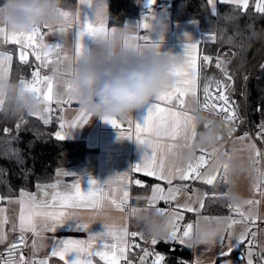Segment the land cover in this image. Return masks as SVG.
Masks as SVG:
<instances>
[{"label": "snow or ice", "instance_id": "1", "mask_svg": "<svg viewBox=\"0 0 264 264\" xmlns=\"http://www.w3.org/2000/svg\"><path fill=\"white\" fill-rule=\"evenodd\" d=\"M81 4H85L88 7L95 9L96 21H99V26H94L93 20L84 19L83 23L79 25L78 31V42H77V56L80 61L89 52L84 41L85 37L91 36L95 38L96 41L107 39L111 34L116 32V29H111L109 32L102 19H101V7L93 6L91 0H80ZM221 2L232 3L236 5H242L243 8L247 9L249 0H221ZM151 4H155L156 0H150ZM209 3L213 7L215 12L216 0H209ZM256 10L260 13H264V0H259L256 5ZM61 15L65 18L69 17L68 12H61ZM79 17H77V20ZM149 17H146L138 27L151 32L153 26L150 22ZM48 27L47 24L44 25ZM61 32L64 28L61 27ZM0 35H3L7 40L9 39L8 32L6 28L0 27ZM191 38L190 36L188 37ZM10 39L13 43L19 44L22 48L31 49L35 55L37 61L41 64H45L48 57L56 52L57 58H59L60 44H55L54 46H49L42 42L41 27H38L34 32L24 33L17 32L11 29ZM136 40H143L144 43L135 44L132 43ZM160 46L156 41L152 39L151 35H145L143 37L131 36L125 41V47L141 49L145 47H157ZM197 49L196 43H187L186 53L182 56L184 59L182 64L177 67L174 71L176 77H181L180 81L174 86L166 88L164 91L160 92L150 103L149 114L147 120L144 124L135 123L133 125V120L130 118L128 120V126L131 131L125 132L123 130V125L118 121L117 118L104 117L103 119L112 124L113 126L121 129V136L134 139L140 145H146L150 151L146 152L143 157V161L140 164L134 166V171L144 172L148 176H154L159 180L166 181L168 185H172L174 179H179L181 181H186L189 178L200 179L205 183L211 185L217 178L219 172L218 166H213L209 164V159L205 155H200L198 159L194 162H188L187 167H180L175 164L174 161H169V157H180L183 155V150H191L194 146V142L197 137L196 131V116L190 115L188 111L175 110L173 106H178L180 109L186 107L185 97L191 96L192 99L200 104V100L197 97V86L198 77L196 74V59L193 55ZM21 61L25 64L27 61V53L21 52ZM64 59H67L65 57ZM204 60H210V57H204ZM12 57L10 55L0 54V77L4 74L5 67L10 65ZM58 62H62L59 61ZM223 62L218 61L216 67L221 69L224 76L227 77L228 81H232L233 77L229 75L226 67H222ZM53 77L51 76H41L39 69L32 73L31 82H26L21 80L20 83L24 85V90L26 92L34 93L39 96L44 104L46 105L45 111L50 112V105L53 102ZM46 83V89L42 87ZM229 88V85L217 81L215 85V90H211L208 85H205L203 92V105L205 110L213 112L215 114L224 113L225 119L230 123L237 119V113L233 107V102L230 101L229 95L225 94ZM67 98L62 100H57V103L71 104L73 102H78L75 96L72 94L73 87L71 83H67ZM3 104V99L0 98V105ZM168 105V107L162 106ZM194 111V110H193ZM39 115V113H38ZM91 116V113L86 109L80 107L79 114L71 121L67 127L74 129L77 127H82L86 124ZM47 123V119H45ZM212 122H209L205 127L210 128ZM65 127L64 123L60 124V128ZM233 131V128H229V133ZM58 139H66L67 137L63 132L58 131L56 133ZM248 136L247 133L244 134L241 139ZM264 137V128L257 132V138ZM165 139L171 142H164ZM182 142V143H181ZM255 149V145H251ZM204 152V149H201ZM216 149H213V155ZM256 157H260L262 154L258 149H255ZM259 163V160L255 161ZM208 166L207 171L201 172V169ZM225 173V178L227 177L228 165H222ZM258 175L264 177V172L257 170ZM69 175V173H65ZM122 179L127 180V174H125ZM111 185L112 181L108 182ZM136 183H140L136 181ZM264 181L258 182L254 188L255 191L259 192L261 196H264ZM74 191L58 192L53 196L50 203H38L34 196H29L25 193H21L20 203L22 204V209L20 213V223L19 229L23 233L26 230L36 231L35 224L33 223V217L42 216L46 221L51 223H46L44 225L45 230L55 232L58 228L66 227L70 222H74L77 227V231H89V240L82 239H61L55 242V246L51 251L52 256H58L64 261V264H93L92 257H99L100 260L104 261L105 264H120L122 259L126 258V250L129 248L128 237L139 236L143 239V233L129 232L127 227L117 228L114 225H105V231L99 234H92L89 230V225L81 222L77 218L76 209L88 208L93 210H100L103 207L104 201H110L117 208H123L128 200V192L124 189L117 188L115 191H122V199L117 203L116 199L112 198L108 193L104 192L99 186L98 181L95 179L91 180V188L88 191L82 190L79 183L72 185ZM179 187L173 188L169 187L167 192L156 185L153 188V194L150 198V203L155 204L157 201H166L176 199V195L179 192ZM227 195V194H225ZM245 204L251 206L248 211L242 210V205L238 203H233L230 207L234 210L240 219H234L232 216L216 218V227L213 231L205 233L203 237L204 243H212L218 240L223 246L225 240L228 241L229 253L233 250L232 237L234 225L241 224L242 230L237 238V247L245 242V239L250 231L251 224H254L255 220L258 218L255 212V207L260 203L258 200H247ZM180 207V206H178ZM184 207L187 211H193V208L185 204ZM200 207L203 208V202H200ZM159 212L164 213L163 210L157 209ZM136 209H132L133 214L136 213ZM3 212V209H0ZM183 217L178 211H173L170 214V219L168 221L169 235L164 239L168 241H178L181 244L186 243L185 238H191L193 225L191 223L187 224L183 232L178 235L177 231L179 229L178 221L182 220ZM6 220H0V243H3L6 239L2 231V224ZM39 235V233H37ZM253 238L255 234L253 233ZM108 238H111L114 243H108ZM157 237H153L151 243L155 245L158 242ZM94 242H96L94 244ZM20 243H23V237H21ZM138 246V245H137ZM190 246V245H189ZM17 248V244H13L8 249L9 259L0 261V264H48L47 259H41L39 261H26L21 255L18 260H15L14 250ZM229 253H221V255H228ZM71 254H76L75 260L70 261L69 256ZM150 255L145 251V256ZM252 253L248 252L247 264H253L251 259ZM164 257L157 254L153 264H162ZM143 264V261H142Z\"/></svg>", "mask_w": 264, "mask_h": 264}, {"label": "crops", "instance_id": "2", "mask_svg": "<svg viewBox=\"0 0 264 264\" xmlns=\"http://www.w3.org/2000/svg\"><path fill=\"white\" fill-rule=\"evenodd\" d=\"M140 1L141 0H139V2ZM171 1L172 0H157L158 6H161L162 9L160 13L152 15L149 10L141 11L138 13L137 17L126 19L124 24L130 23L134 25V31L131 36L143 37L142 34H144L145 32L149 33V35L152 36V39L156 41L162 47V50L166 53L170 52L178 56H184L186 53L187 43H196L197 49L193 55L196 59V74L198 77L197 97L199 99L201 87V64L203 65L202 57L203 55L208 56L207 53L213 50V46L211 42L209 46L207 45L208 42L203 41L202 35L205 33L200 31L199 23L197 21L189 20L173 22L171 20V12L169 10V3ZM0 2H2V0H0ZM217 2H221V0H216V3ZM91 3L93 4V6L101 7V19L109 32H111V29L113 28L116 29V32L121 30L119 28L112 27L109 24V5L107 0H91ZM165 3L167 4V9L164 7ZM257 3H259V0H249L248 6H253L256 9ZM210 6L212 7L211 4ZM238 6L243 8L242 5ZM2 11L4 10L0 9V12ZM60 11L68 12L69 17H63V21L58 24H54L51 26L48 25V27H45L44 25L41 26L42 42L44 44L54 46L58 43L61 45L60 49L58 50L59 58H57L56 52L53 51V53L48 57V60L45 62V64H41L36 60L35 55L31 49L22 48L21 45L13 43L10 39L11 29L7 25L0 23V27L6 28L9 36V39L6 40L3 35H0V54L10 55L12 57L10 65H7L5 67L4 74L2 75V77H0V80H9L11 69L15 61L19 62L21 65L25 64L23 61H21L20 55L22 51L26 52L27 61H29L32 57L41 66V76H51L54 78L53 102L50 105L51 111L46 112V105L44 104L42 111L38 112L39 115L38 113L30 114L41 119L43 122H45V119H47V123L51 122L54 115L58 116V131L63 132V134L68 139L85 141L86 145L91 148L92 151L86 155L82 163L58 169L53 181L45 184H37V186L33 190H23L21 191V193L23 192L29 196H34L38 203H50L53 196H55L58 192L74 191V189H72V185L75 183H79L82 190L88 191L91 188V180L95 179L96 181H98L99 186L103 189V191L108 193L112 198L116 199L117 203H119V201L122 199V191H115V189L117 188L126 190L128 192V200L132 199L134 202V191L137 189V186H145L146 183L145 181H143V178H150L153 180V183L150 186L145 205L138 206L135 204V202L133 203L134 209L137 210L135 214L123 208H117L107 200L103 202V207L100 210L81 208L73 211L76 212L77 218L81 222L89 225V230L92 234H99L104 232L106 230L105 225H114L117 228L127 227L129 232L143 233V239H141L139 236L132 237L136 243H144L149 241L150 246H153V244L151 243L153 237L148 236L144 232L143 225L140 223L139 217L144 213L156 210V208H158L159 206L171 204L172 209L166 214V216H169L173 211H178L183 217V219L179 222H186L185 217L187 215V212L177 209V206L181 204L182 200L185 198L188 192H191L192 190L197 188V185L201 187L199 188L201 190H206L210 185L198 179V182L193 186V188L190 191L185 192L183 185L187 184L190 178L186 181L174 179L172 185L170 186L166 181L159 180L154 176H148L144 172L134 171V166L142 163L144 154L150 151V149H148L146 145H140L134 139H129L121 136V129L106 122L103 118H96L91 114L88 122L82 127H77L74 129H70L69 127H67V125L71 121L76 119L79 114V108L81 106L78 102L63 104L57 103L56 101L67 98L68 93L65 86L68 77H72V75L79 68L82 62L78 59L76 49L78 42L79 25L83 23L84 19L93 20L94 26H99V21L95 20V9L92 7H88L85 4H81L80 0H77L74 10L60 8ZM77 17H79L78 20ZM146 17L151 18L150 22L153 26V30H151V32L138 27V25L143 23ZM162 24H166V28H163L161 31H154V29L160 28ZM61 27L64 28L63 32L60 31ZM189 36L191 37L190 39L188 38ZM84 43L89 50L92 49L93 52L100 51L98 43L96 44L95 38L91 36L85 37ZM132 43L142 45L144 41L136 40ZM9 49H11L12 51H9ZM206 50H208V52ZM65 57H67V59H64ZM58 59L62 62H58ZM183 59L184 58L182 57V61ZM181 64H179L177 67H179ZM56 67H59L62 70V76L53 74V69ZM30 78L31 75L30 77L22 78L21 80L31 82ZM181 79V77H176L177 81H180ZM46 86V83L42 85V87L45 89ZM184 99L186 101V107L184 109H180L178 106H175V102L173 106L175 107V110L188 111L190 115L196 116L197 137L191 150L184 149L182 156H170L169 161H166V163L174 161L175 164L180 167H187L188 162H194L200 155H202L198 151L201 147L197 146L199 135L201 132H203L200 131L199 126V122L201 119L199 117V104H197L190 95L185 97ZM162 106L168 107V105L163 104ZM149 107L150 103L145 105L143 108H140L133 112L131 116L133 125L135 123V120L140 124H144L146 122L147 116L149 114ZM118 121L123 125V130L125 132L131 131L128 126V120L118 119ZM61 123L65 124V127L63 129L60 128ZM221 136L224 137L222 134ZM164 142L171 141L165 139ZM189 151L193 153L192 158L186 159V155ZM215 160L216 156L214 157L212 164ZM204 169L205 172L207 171L208 167ZM65 173H69V175H65ZM125 174H127L126 181L122 179ZM255 177L259 180L257 176ZM219 178L222 177L218 176V179ZM253 179L255 180L254 176ZM109 181H112L111 185H109ZM136 181H139L140 183H136ZM237 181L241 187V193L242 195H244L243 198L246 199V184L241 177H238ZM156 185L162 187L165 192H167L169 187H179L180 190L176 195V199L169 202L163 200L157 201L153 205L150 203V198L153 194V188ZM253 186H255V183L253 184ZM21 193L15 198L6 199L4 202L0 198V209H3V212H0V220H6V222L2 224V231L6 236V239L3 243H0V250L4 249L10 243V241L19 237H25L28 239L29 258L44 257L48 259L50 264H64V261L61 260L58 256L51 255V251L55 246V242L57 240L69 238L82 239L87 241L89 240V231L75 230L77 225L74 222H70L66 227L58 228L55 232L47 231L45 230L44 225L51 222L46 221V219L42 216H35L33 217V223L35 224L36 231L33 232L31 230H26L25 232L21 233L19 229V218L22 209V204L20 203ZM37 233H39V235H37ZM160 240L164 241V238L158 239V241ZM107 242L114 243L115 241H113L111 238H108ZM95 243L96 242H94V244ZM75 258L76 254H71L69 256L70 261L75 260ZM92 261L93 264H105V262L100 260L99 257H92ZM121 263L122 260L120 264Z\"/></svg>", "mask_w": 264, "mask_h": 264}, {"label": "trees", "instance_id": "3", "mask_svg": "<svg viewBox=\"0 0 264 264\" xmlns=\"http://www.w3.org/2000/svg\"><path fill=\"white\" fill-rule=\"evenodd\" d=\"M107 1L109 24L119 29L126 19L137 17L139 12L144 11L139 0ZM76 2L61 0L60 8L74 10ZM169 10L173 22L195 20L201 32L215 34L216 45H222L223 51L226 47L236 50L239 61L234 64V71L240 81L251 68L262 62V68L251 79L246 92L249 126L243 130L250 129L254 134L253 130H259L264 120V13L258 12L253 6L244 9L221 2L215 4L214 12L209 0H173L169 3ZM30 75L32 68L29 61L23 65L15 61L9 80L19 83ZM239 103H243L242 97H239ZM58 125L56 115L50 123H45L30 113L14 114L5 98L0 110V198L3 202L17 197L23 190H33L37 184L53 181L58 169L82 163L92 151L83 140L58 139ZM199 126L200 131L206 128L202 119ZM143 181L145 186H137L134 191V202L138 206L145 205L153 183L150 178H143ZM206 191L205 213H231L230 200L225 195L227 183L223 179L219 178ZM185 219L186 223H191L194 217L187 214ZM157 254L164 257V264H194V249L177 242L158 241L151 246V257L155 258Z\"/></svg>", "mask_w": 264, "mask_h": 264}, {"label": "clouds", "instance_id": "4", "mask_svg": "<svg viewBox=\"0 0 264 264\" xmlns=\"http://www.w3.org/2000/svg\"><path fill=\"white\" fill-rule=\"evenodd\" d=\"M61 0H2L0 2V23L17 32L30 33L45 24L61 23ZM166 28L162 24L154 31ZM134 25L125 23L121 30L98 43L99 52L89 50L79 68L72 75V94L80 106L96 118L106 116L129 120L134 111L143 108L162 91L177 83L174 71L182 63V56L166 53L161 46L134 49L125 47L131 37ZM53 74L62 76L59 67ZM0 97L8 101L14 114L38 113L44 107L43 100L34 93L26 92L24 85L10 80H0ZM207 123L209 118H203ZM223 122L217 121L200 133L197 146L213 144L221 139ZM189 151L186 159H191ZM242 163H234L231 169L232 187L227 196L233 203L242 200V193L235 187V177L250 171ZM144 232L150 237L165 238L169 234V217L154 210L139 217ZM193 243H198L193 238Z\"/></svg>", "mask_w": 264, "mask_h": 264}, {"label": "rangeland", "instance_id": "5", "mask_svg": "<svg viewBox=\"0 0 264 264\" xmlns=\"http://www.w3.org/2000/svg\"><path fill=\"white\" fill-rule=\"evenodd\" d=\"M173 1V0H172ZM171 1V2H172ZM164 7L167 9V4L165 3ZM208 34L209 36L204 40V42H208L207 45L210 46V42L213 46V50L209 51L206 50L207 57L219 59L223 62L222 67H226L227 70H230V72L235 76L236 80V92L240 95L239 90L241 89V84L244 80H246V76H248V73L250 70H259L258 66L262 63H260L257 67L251 68L250 70L245 74V78L242 76L241 79L239 80L237 78V74L234 71V64L239 61V55L236 50H232L228 47L225 48V51L222 50V45H216V40H215V34L210 33V32H204ZM9 51H12L9 49ZM210 62V60H209ZM257 65V64H256ZM209 70L213 68L211 64L206 65ZM3 99V104L0 105V110L2 109L4 105L5 98L1 97ZM239 106L242 108L244 107L243 103H238ZM207 124V123H206ZM214 125V124H212ZM264 128V120L262 123L259 125V130ZM259 130H253L254 135H252V132L250 129L243 130L239 132L230 142H226L224 137L221 136V139L218 140L217 142L206 145V146H200L201 148L198 150L200 154L205 155V156H216V160L212 164L213 166H218L219 167V172L217 174V178L214 181L212 185H214L219 177H222L220 179H224V182L228 184V191L229 189L233 186L232 185V173L231 169L234 163H242L245 168H248L251 164V170L250 171H244L239 174L238 177H241L245 184H246V195L245 198L247 200H258L260 203L256 205L255 207V212L257 215V219L255 220L254 223H257L258 221L264 225V196H261L259 192L255 191V188L253 184L255 185L260 182L255 176H256V168L254 166L255 161L257 160L258 157L255 155V149H258L263 155H264V137L257 138V132ZM247 133L248 136L244 139H241V137L244 136V134ZM255 145V149L251 147V145ZM216 149L215 154L213 155V149ZM201 149H204L205 151L202 152ZM228 165V171H227V177L225 178V173L222 165ZM253 176L255 180L253 179ZM235 177V187L239 192H241V187L237 181V178ZM202 181V180H201ZM194 190L191 192H188L185 196V198L182 200L181 204L179 205L180 207L177 206V209L181 211L187 212V214L191 215L194 217L193 220H191V224L193 225V235L190 239H185L186 243L184 245L188 247L194 248V259L193 262L194 264H247L248 260V252L250 251L252 253V261L253 264L255 262V253L256 249L254 246L249 242V234L251 230H253L254 225L251 224L250 226V231L245 239V242L243 244H240L238 247L237 245V238L239 236V233L242 230V225L237 224L234 225L233 228V237H232V246L233 250L229 253V247H228V241L227 239L224 242V245L222 246L218 240H215L212 243H204L203 242V237L205 233L211 232L215 229L216 224H215V219L216 218H222V217H228L232 216L234 219H240L238 214L234 212V210L230 207L231 213L230 214H221V215H212L204 212V207H200V202H203V205H205V200L208 195L206 190H201L199 188V185L196 186ZM244 195H242L243 197ZM246 199L242 198L238 204L242 205V210L243 211H248L251 209V206L245 204L244 202L247 201ZM231 201V200H230ZM231 205L233 202H230ZM188 204L193 208V211L189 212L187 211L183 205ZM170 219V215L168 216ZM179 224V229L177 231V234L180 235L184 228L181 229V222L178 221ZM189 224V223H187ZM169 235V234H168ZM193 238H196L199 242L198 243H193ZM164 241H168L164 239ZM168 242H177L178 241H168ZM190 245V246H189ZM260 251L264 252V230L262 231L261 237H260ZM229 253L228 255H221V253ZM164 264V262L162 263Z\"/></svg>", "mask_w": 264, "mask_h": 264}, {"label": "built area", "instance_id": "6", "mask_svg": "<svg viewBox=\"0 0 264 264\" xmlns=\"http://www.w3.org/2000/svg\"><path fill=\"white\" fill-rule=\"evenodd\" d=\"M140 5L142 7V2L140 1ZM150 13L152 15H155L157 13H160L162 11L161 7L160 8H151L149 9ZM144 35H149V33L145 32ZM208 34H203L202 35V39L203 41L208 37ZM206 57L205 55H203L202 60H203V65L201 64V74H200V79H201V87H200V94H199V100H200V104H199V117L204 121V123H207V121H205L203 118L207 117L212 121V124H215L217 121H222L223 122V130H222V135L224 136L226 142H230L239 132L243 131V129L246 126H249V115L247 112V107H246V92L248 89V86L250 84L251 79L255 76L257 70H250L248 73V76H246V80H244L241 84V92L240 95L236 92V87H235V76L228 70L229 75H231L233 77L232 81H228L226 80H222L219 79V75L217 74L216 76H212L211 75V71L207 68L206 64L209 62V60H204L203 58ZM211 58V57H210ZM213 59V58H211ZM221 61V60H219ZM29 64L32 68V73L34 71L37 70V68L39 69V71H42L41 66L39 65V63L37 61H35L32 57L29 60ZM262 63L258 66L259 69L262 68ZM32 80V75L31 78ZM71 77H68L67 83H70ZM217 81H222L226 84L229 85V88L227 90V92L225 94L229 95L230 97V101L233 102V107L235 108V111L237 113V119L234 120L233 122H229L228 120L225 119V114L224 113H219V114H215L213 112H210L208 110H205L202 105H203V98H204V92L203 89L205 87V85H208L210 87L211 90H215V85ZM66 83V85H67ZM66 88V86H65ZM239 97H242V101L244 104V107L242 108L241 106L238 105L239 103ZM233 128V131L231 132V134L229 133V128ZM248 128V127H247ZM207 159H209V164L211 165L214 157L212 156H206ZM257 160H259V163H254V166L256 168V176L259 178L260 182L264 181L263 177H261L260 175H258L257 170H259L260 172H264V167H263V155H261L260 157L257 158ZM208 166H205V168ZM204 168L201 169V172H204ZM198 182V179H192L190 178L189 182L185 185H183L185 192L190 191L193 186ZM264 186V185H262ZM123 209L132 212V209H134L133 207V200L129 199L127 200V203L123 206ZM157 209H161L164 211V214L166 215L171 209H172V205L171 204H167L165 206H159ZM186 222L182 221L181 222V229L186 227ZM254 228L251 231L250 235H249V241L251 242V244L254 246V248L256 249V253H255V262L254 264H264V252L260 251V235L261 232L264 230V225L262 223H260L259 221L257 223H254ZM255 234V237L253 238L252 234ZM21 237L16 238L12 241H10V243L2 250H0V261L3 260H7L9 259L8 257V249L15 243L17 244V248L14 250V259L18 260L19 257L22 255L24 257V259L26 261H39L41 259H47L44 257H37V258H29L28 257V239L23 237V243H20ZM129 241V248L126 250V258L122 259V263L121 264H153L155 258L151 257V246H150V242H144V243H136L132 237H129L128 239ZM138 245V246H137ZM145 251H147L148 253H150V255L145 256ZM48 261V259H47ZM48 264L49 261H48Z\"/></svg>", "mask_w": 264, "mask_h": 264}, {"label": "bare ground", "instance_id": "7", "mask_svg": "<svg viewBox=\"0 0 264 264\" xmlns=\"http://www.w3.org/2000/svg\"><path fill=\"white\" fill-rule=\"evenodd\" d=\"M219 61V59H210V62H208L209 64H211L213 66V68H211V75L212 76H216L217 74L219 75V79L222 80H226L227 77L224 76L223 72L221 71V69H218L216 67V63ZM230 71V70H229Z\"/></svg>", "mask_w": 264, "mask_h": 264}, {"label": "water", "instance_id": "8", "mask_svg": "<svg viewBox=\"0 0 264 264\" xmlns=\"http://www.w3.org/2000/svg\"><path fill=\"white\" fill-rule=\"evenodd\" d=\"M141 2H142V9L144 11L149 10L151 8H154L155 6H158L157 0H156L155 4H151L150 0H141ZM158 8H160V7L158 6ZM192 235H193V229H192L191 237H192ZM185 239H190V238H185Z\"/></svg>", "mask_w": 264, "mask_h": 264}]
</instances>
